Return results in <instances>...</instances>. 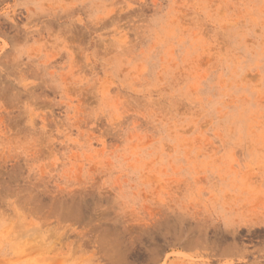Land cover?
Returning a JSON list of instances; mask_svg holds the SVG:
<instances>
[{
	"label": "rangeland",
	"instance_id": "rangeland-1",
	"mask_svg": "<svg viewBox=\"0 0 264 264\" xmlns=\"http://www.w3.org/2000/svg\"><path fill=\"white\" fill-rule=\"evenodd\" d=\"M0 264H264V0H0Z\"/></svg>",
	"mask_w": 264,
	"mask_h": 264
},
{
	"label": "bare ground",
	"instance_id": "bare-ground-1",
	"mask_svg": "<svg viewBox=\"0 0 264 264\" xmlns=\"http://www.w3.org/2000/svg\"><path fill=\"white\" fill-rule=\"evenodd\" d=\"M30 229H31V228H30ZM28 245H29V243H28ZM37 249H38V248H37ZM37 249H36V250H37ZM24 250L26 251V248H25ZM53 259H54V258H53ZM49 261H50V260H49ZM52 262H54V261H52Z\"/></svg>",
	"mask_w": 264,
	"mask_h": 264
}]
</instances>
